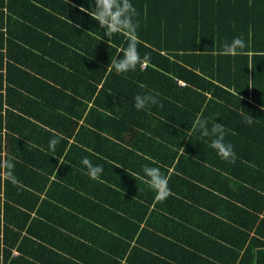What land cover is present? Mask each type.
I'll return each mask as SVG.
<instances>
[{"label":"trees","instance_id":"16d2710c","mask_svg":"<svg viewBox=\"0 0 264 264\" xmlns=\"http://www.w3.org/2000/svg\"><path fill=\"white\" fill-rule=\"evenodd\" d=\"M6 1L39 40V70L26 65L20 80L38 84L47 104L25 121L41 130L47 110L53 129L66 130L55 132L51 155L22 141L49 162L29 167L22 157L23 183L7 181L21 227L40 229L25 262L264 264V0H130L138 52L149 60L120 74L110 61L128 37L105 36L80 11L94 0ZM236 37L246 47L224 54ZM150 92L159 103L137 110L134 97ZM198 115L209 129L224 126L235 163L211 147L214 136L191 131ZM84 158L102 166L98 180ZM145 165L168 178L166 199L144 182Z\"/></svg>","mask_w":264,"mask_h":264},{"label":"crops","instance_id":"0c3cea01","mask_svg":"<svg viewBox=\"0 0 264 264\" xmlns=\"http://www.w3.org/2000/svg\"><path fill=\"white\" fill-rule=\"evenodd\" d=\"M13 9H20L19 4L15 3ZM19 14L15 10L9 11L6 0H0V157L14 158L13 175L14 181L18 185L23 183L20 182V159L26 156L27 160L29 156L31 163L29 167H34L33 165L37 161L46 165L49 160L39 154V151L47 152V147H49L48 154H53L55 150L50 148L49 141L52 140L55 132L56 135L60 134L63 138L65 137L64 131H66L63 124L60 129L61 133L53 129L55 115L50 113L49 117H46L47 110L44 111L43 115L46 118L47 126H44L43 122L39 120L35 123V127L40 126L41 130L32 129L33 125L25 121L31 119V116L37 115L38 112L42 114L43 103L46 105L47 101H43L44 94L41 89H36L35 86L38 84L29 85L20 80V71L27 69L26 65L30 64L37 71L39 70L40 49L36 32L30 27H25L23 30L20 24L22 19L19 18ZM39 74L45 81L49 75L47 71L44 72L43 67ZM43 129L46 130V134L41 132ZM23 134L28 135V139ZM22 141L31 144L37 143L38 145L41 143L43 146H40L38 153L30 152L23 146ZM71 142H74L73 137L68 139V144ZM38 145L35 147L37 148ZM67 146L69 147V145ZM65 151L66 148L62 149L60 159L63 158ZM21 179L23 181V178ZM7 181L11 180L0 173V264H28L25 260H28L30 258L28 254H31L38 247L36 244L39 243L40 229L35 225L37 227L32 228L31 234H28L29 223L21 227V214L16 209H20V206L7 201V199H11V195L15 196L14 188H11L10 184L7 185ZM33 216L34 213L32 212L30 218ZM40 228L45 232L44 235L47 239V229ZM135 260L138 262V258ZM37 263L38 261L35 262V264Z\"/></svg>","mask_w":264,"mask_h":264},{"label":"clouds","instance_id":"9594fccd","mask_svg":"<svg viewBox=\"0 0 264 264\" xmlns=\"http://www.w3.org/2000/svg\"><path fill=\"white\" fill-rule=\"evenodd\" d=\"M94 9L89 11L81 7L80 11L86 12L92 19L99 23V26L104 29L105 36H111L115 33L125 34L128 37V46L121 49L116 57L111 58L110 66L118 74L127 73L136 70L137 66H143L149 57L145 55L140 57L136 37V29L138 25L134 22L133 17L136 15V10L130 3V0H94ZM246 43L241 37H236L233 41L225 43L223 53L226 55H238L237 49H244ZM122 53V55L120 54ZM119 57V58H117ZM159 93H147L144 95H136L134 97V107L137 110H144L152 105L159 103L157 97ZM241 99V97H240ZM251 123V118L248 119ZM200 130L203 136H214L215 139L211 142V147L217 151V154L229 163H235L236 154L231 143H225L226 130L221 123H213L211 129L208 128V120L197 116L191 131ZM191 134V133H190ZM59 139L49 141L50 148L54 151ZM83 165L87 168L86 174L93 180H98L103 172L102 166L93 165L92 162L84 158ZM15 168L13 157H0V173H3L9 180L14 181L13 171ZM144 182L157 194L160 200L166 199L170 195L168 189V178L160 171L159 167H143ZM135 175V174H133Z\"/></svg>","mask_w":264,"mask_h":264},{"label":"built area","instance_id":"2783aa9c","mask_svg":"<svg viewBox=\"0 0 264 264\" xmlns=\"http://www.w3.org/2000/svg\"><path fill=\"white\" fill-rule=\"evenodd\" d=\"M179 85L183 86L184 85V82L179 81Z\"/></svg>","mask_w":264,"mask_h":264}]
</instances>
